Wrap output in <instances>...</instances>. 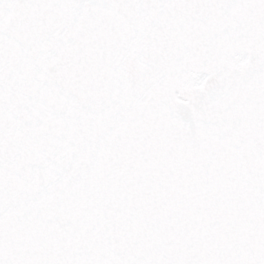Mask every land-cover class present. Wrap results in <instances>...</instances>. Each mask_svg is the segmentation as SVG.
Masks as SVG:
<instances>
[{
  "label": "snow or ice",
  "instance_id": "snow-or-ice-1",
  "mask_svg": "<svg viewBox=\"0 0 264 264\" xmlns=\"http://www.w3.org/2000/svg\"><path fill=\"white\" fill-rule=\"evenodd\" d=\"M0 264H264V0H0Z\"/></svg>",
  "mask_w": 264,
  "mask_h": 264
}]
</instances>
